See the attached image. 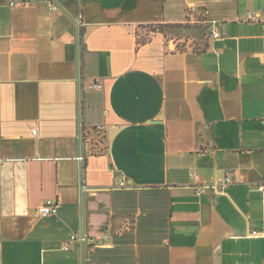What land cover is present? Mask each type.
<instances>
[{
    "label": "crops",
    "instance_id": "crops-1",
    "mask_svg": "<svg viewBox=\"0 0 264 264\" xmlns=\"http://www.w3.org/2000/svg\"><path fill=\"white\" fill-rule=\"evenodd\" d=\"M11 1L0 264H264V0Z\"/></svg>",
    "mask_w": 264,
    "mask_h": 264
},
{
    "label": "built area",
    "instance_id": "built-area-1",
    "mask_svg": "<svg viewBox=\"0 0 264 264\" xmlns=\"http://www.w3.org/2000/svg\"><path fill=\"white\" fill-rule=\"evenodd\" d=\"M27 0H21V1H11L9 4L14 6V5H19V4H23L25 3ZM220 34L219 33H214V37H219ZM174 43V42H173ZM175 44V43H174ZM179 45H174L175 48H178ZM94 86L97 88H102L103 85L100 81H95L94 82ZM34 134L37 133V130L33 131ZM197 178V177H196ZM232 182V176L231 174H229L223 181L222 184H227ZM120 184L122 186H124L126 184L125 181H121ZM257 189L259 191L264 192V181H262L261 183L258 184ZM206 191V188L203 185H199V187L196 189L197 194H201L203 192ZM216 191H218V189L216 188ZM37 214H39L40 216H55L58 213V205L56 203V201H54L53 199H49L47 200L45 203H43L42 205H40L37 209H36ZM81 239L82 241H84L85 237L84 235L82 237H79L78 235H72L70 237V240H78ZM104 238L102 237L100 240V242L103 240ZM62 248L64 250H69L70 249V245L68 242H64L62 244Z\"/></svg>",
    "mask_w": 264,
    "mask_h": 264
},
{
    "label": "water",
    "instance_id": "water-1",
    "mask_svg": "<svg viewBox=\"0 0 264 264\" xmlns=\"http://www.w3.org/2000/svg\"><path fill=\"white\" fill-rule=\"evenodd\" d=\"M61 9L65 12L66 9L55 0ZM74 22L76 23V53H77V83H78V115H79V123H80V141L82 144V137H83V126H82V104H81V66H80V50H81V21L77 18L72 17ZM82 150H80V153ZM82 154V153H81ZM80 187L83 190V181H82V165L80 169ZM83 234V233H82Z\"/></svg>",
    "mask_w": 264,
    "mask_h": 264
},
{
    "label": "trees",
    "instance_id": "trees-1",
    "mask_svg": "<svg viewBox=\"0 0 264 264\" xmlns=\"http://www.w3.org/2000/svg\"><path fill=\"white\" fill-rule=\"evenodd\" d=\"M148 40H149V35L148 37H142V35L138 33V46L145 44Z\"/></svg>",
    "mask_w": 264,
    "mask_h": 264
},
{
    "label": "rangeland",
    "instance_id": "rangeland-1",
    "mask_svg": "<svg viewBox=\"0 0 264 264\" xmlns=\"http://www.w3.org/2000/svg\"><path fill=\"white\" fill-rule=\"evenodd\" d=\"M141 35H142V37H148V32H145V31H143L142 33H141ZM100 143V142H99ZM101 147H103L102 145H100ZM97 148H98V146H97Z\"/></svg>",
    "mask_w": 264,
    "mask_h": 264
}]
</instances>
